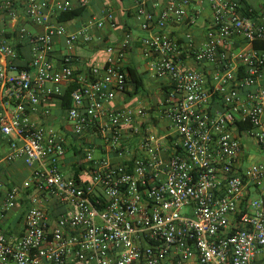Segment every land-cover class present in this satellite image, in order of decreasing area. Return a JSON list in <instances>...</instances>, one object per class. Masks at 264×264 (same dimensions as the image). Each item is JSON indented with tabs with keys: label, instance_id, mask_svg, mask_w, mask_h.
<instances>
[{
	"label": "built area",
	"instance_id": "1",
	"mask_svg": "<svg viewBox=\"0 0 264 264\" xmlns=\"http://www.w3.org/2000/svg\"><path fill=\"white\" fill-rule=\"evenodd\" d=\"M90 4L0 0V139L29 170L0 182V264H264V12L133 0L147 71L167 82L148 108L116 104L133 84L132 37L78 73L76 47L114 15L74 29L57 15ZM195 7L210 12L203 38L173 32L196 23ZM67 89L56 128L50 99L61 107Z\"/></svg>",
	"mask_w": 264,
	"mask_h": 264
},
{
	"label": "crops",
	"instance_id": "2",
	"mask_svg": "<svg viewBox=\"0 0 264 264\" xmlns=\"http://www.w3.org/2000/svg\"><path fill=\"white\" fill-rule=\"evenodd\" d=\"M159 1L163 2V0ZM133 5V0H91L90 6L87 7V16L78 18L71 22H65L67 26H69L71 29H74L87 22L92 17L101 16L102 12L104 11L112 12L115 18L116 27L114 29L105 28L96 34L97 38L94 39L91 43L79 44L76 47L74 55L76 57L75 66L78 73H85L91 66L100 65L101 63H103L104 60L108 57L105 48L109 46H116L125 38V36H129L132 37L134 41L132 47L126 53V56L123 60V64L127 68H134L140 80L142 73L149 74L145 62L141 56L139 49L140 44L138 42V40L144 37L146 33L140 30L138 21L136 19L135 8ZM245 5L247 8L252 9L253 12L257 15L264 12L261 9L254 7L251 0H245ZM195 9L202 10L201 15L197 18L195 24H193L189 29L182 26L180 28L172 27L171 30L177 33L188 31L196 39L203 38L206 31L207 20L210 16V12L207 8L200 9L198 7H195ZM35 30H39V28L36 27ZM139 56L143 61V66L138 64ZM139 69L141 74L139 73ZM153 80L158 82V90L161 92V97L159 101H155L149 105H146L141 101H137L135 98L139 93V90L142 85L139 89L136 90V86L132 82L133 84L130 85L127 90V93L117 97L116 104L123 105L127 100L130 99L133 105L140 104L141 106L148 108L155 106L162 100L167 82L156 79ZM49 105L53 108L51 125L56 128L62 129L61 125L65 124L63 116L64 111L61 109L58 100L55 98L50 99ZM8 153L9 143L6 139H0V182L6 185L20 184L28 176L29 170L24 166L23 160L21 158L8 161L6 159ZM64 164V170L66 172H69L72 169L73 164V160L69 155H67ZM13 219V217H9L7 218V220L4 221L6 229L12 226Z\"/></svg>",
	"mask_w": 264,
	"mask_h": 264
},
{
	"label": "trees",
	"instance_id": "3",
	"mask_svg": "<svg viewBox=\"0 0 264 264\" xmlns=\"http://www.w3.org/2000/svg\"><path fill=\"white\" fill-rule=\"evenodd\" d=\"M87 12L88 11H87L86 7L73 9V10L68 11V12L59 13L57 15V20L59 22H62V23L71 22V21L76 20L78 18L87 16ZM253 48L258 49V50H264V43L263 42H254ZM127 72H128L129 79H131V82H133L135 84L136 90L139 89L141 87L142 83H141L140 78L137 76L135 69L132 67H128ZM69 92H70V89H67L63 95V100L61 102V109L63 111L67 110L71 105L70 99H69Z\"/></svg>",
	"mask_w": 264,
	"mask_h": 264
},
{
	"label": "rangeland",
	"instance_id": "4",
	"mask_svg": "<svg viewBox=\"0 0 264 264\" xmlns=\"http://www.w3.org/2000/svg\"><path fill=\"white\" fill-rule=\"evenodd\" d=\"M251 2L254 7L264 11V0H251ZM138 64L142 66L144 65L140 56L138 58ZM139 73L141 74L140 69ZM141 80L142 87L140 88L139 93L137 94L135 99L137 101L143 102L146 105H149L155 101H159L161 97V92L158 90V82L150 78L148 73H142ZM130 102L131 100L129 99L125 103L129 104ZM251 154H253V152Z\"/></svg>",
	"mask_w": 264,
	"mask_h": 264
}]
</instances>
